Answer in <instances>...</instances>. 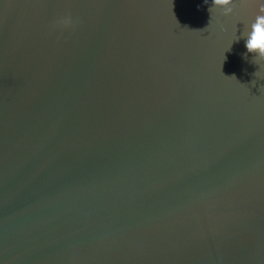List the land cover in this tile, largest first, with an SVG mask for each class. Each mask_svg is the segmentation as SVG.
<instances>
[{"label": "water", "instance_id": "obj_1", "mask_svg": "<svg viewBox=\"0 0 264 264\" xmlns=\"http://www.w3.org/2000/svg\"><path fill=\"white\" fill-rule=\"evenodd\" d=\"M211 7L0 0V264H264V0Z\"/></svg>", "mask_w": 264, "mask_h": 264}, {"label": "clouds", "instance_id": "obj_2", "mask_svg": "<svg viewBox=\"0 0 264 264\" xmlns=\"http://www.w3.org/2000/svg\"><path fill=\"white\" fill-rule=\"evenodd\" d=\"M212 7L209 8L212 14L213 9H222L223 14L228 16L232 14V0H210ZM78 21L70 14H65L58 19H56L52 25L54 30H68L75 27ZM243 39L244 48L246 53H254V62L264 61V15H257L252 20H250L247 25H244V30L240 37L235 38V40ZM231 46V44H230ZM229 46V48H230ZM257 76V72L255 73ZM258 77V76H257ZM235 81V77H232Z\"/></svg>", "mask_w": 264, "mask_h": 264}]
</instances>
